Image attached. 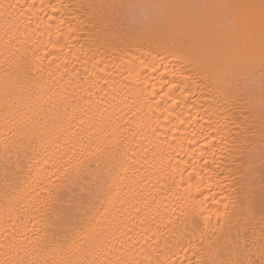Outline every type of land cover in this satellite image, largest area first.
Wrapping results in <instances>:
<instances>
[{
    "label": "bare ground",
    "instance_id": "obj_1",
    "mask_svg": "<svg viewBox=\"0 0 264 264\" xmlns=\"http://www.w3.org/2000/svg\"><path fill=\"white\" fill-rule=\"evenodd\" d=\"M0 264H264V0H0Z\"/></svg>",
    "mask_w": 264,
    "mask_h": 264
}]
</instances>
